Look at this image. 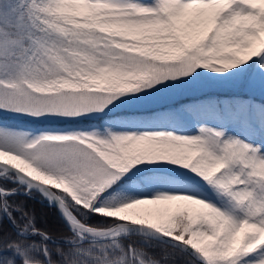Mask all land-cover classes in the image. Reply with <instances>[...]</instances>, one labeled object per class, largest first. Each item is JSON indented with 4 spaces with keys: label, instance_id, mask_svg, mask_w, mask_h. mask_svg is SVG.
Listing matches in <instances>:
<instances>
[{
    "label": "snow or ice",
    "instance_id": "obj_1",
    "mask_svg": "<svg viewBox=\"0 0 264 264\" xmlns=\"http://www.w3.org/2000/svg\"><path fill=\"white\" fill-rule=\"evenodd\" d=\"M178 262L264 264V0H0V264Z\"/></svg>",
    "mask_w": 264,
    "mask_h": 264
},
{
    "label": "trees",
    "instance_id": "obj_2",
    "mask_svg": "<svg viewBox=\"0 0 264 264\" xmlns=\"http://www.w3.org/2000/svg\"><path fill=\"white\" fill-rule=\"evenodd\" d=\"M6 186L12 187V185ZM11 199L15 202H23L25 207L35 214V223L38 229H42L54 237L69 235V228L61 219L57 209L50 206L38 194L34 199H29L26 196L11 197ZM89 223L97 227H107L110 221L96 215L91 217ZM5 229L11 230L7 221H5ZM178 264H182V262H178Z\"/></svg>",
    "mask_w": 264,
    "mask_h": 264
},
{
    "label": "water",
    "instance_id": "obj_3",
    "mask_svg": "<svg viewBox=\"0 0 264 264\" xmlns=\"http://www.w3.org/2000/svg\"><path fill=\"white\" fill-rule=\"evenodd\" d=\"M49 204V203H48ZM56 209H57V211H58V213H59V215H60V217H61V219L64 221V219L62 218V216H61V213H60V211H59V209L55 206V205H53ZM64 223L66 224V226L68 227V225H67V223L64 221ZM69 228V227H68Z\"/></svg>",
    "mask_w": 264,
    "mask_h": 264
},
{
    "label": "rangeland",
    "instance_id": "obj_4",
    "mask_svg": "<svg viewBox=\"0 0 264 264\" xmlns=\"http://www.w3.org/2000/svg\"><path fill=\"white\" fill-rule=\"evenodd\" d=\"M211 126V125H210Z\"/></svg>",
    "mask_w": 264,
    "mask_h": 264
}]
</instances>
